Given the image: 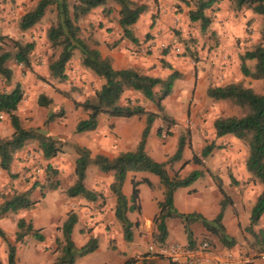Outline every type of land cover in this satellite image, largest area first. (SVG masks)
<instances>
[{
	"label": "rangeland",
	"instance_id": "rangeland-1",
	"mask_svg": "<svg viewBox=\"0 0 264 264\" xmlns=\"http://www.w3.org/2000/svg\"><path fill=\"white\" fill-rule=\"evenodd\" d=\"M27 1H30V4L34 6L38 0ZM74 1L69 0L70 3ZM132 1L148 7V11L140 17L134 26L139 43L132 46V50H127L134 58V68L150 76L165 77L170 73V70L162 68L160 64V61L163 60L162 57H165L164 60H169L172 68L182 74L181 79L174 83L171 95L162 102L164 114L175 122L170 129L172 135L165 136L166 132L163 131L162 137L156 136L150 153L158 161L166 163L170 177H174L176 172L181 178L186 177L194 170L203 172L202 179L200 178L201 180L188 192L195 196L193 203L197 201L196 194H202L199 195L198 205L203 200L207 202L217 200L215 194L220 198L216 187L217 182H220L225 193L234 199L232 205L228 206L229 212L224 221L230 234H233L237 240L234 252L244 254L250 259L249 263L242 264H264L262 258L264 254L251 249L252 238L245 230L249 223L252 202L257 194L264 191V185L254 183L245 170L246 146L231 136L221 141L215 140L221 149L214 151L206 158L202 166L190 162L180 169L182 163L191 160L193 154H199L206 143L214 141L212 124L216 118L241 114L240 108L228 101L214 102L207 98L201 84H205L206 89L209 86L241 82L256 93H264V81L244 78L239 69V57L242 54L259 43L264 47L261 18L248 19L245 15L246 11L235 13L231 10L229 3L223 12L217 9L208 12L212 18H215L214 28L216 30L212 31L210 26L208 31L202 35L199 25L189 22V9L184 4L178 6L174 2L171 3L170 0ZM18 2L21 3L18 4ZM24 4L25 0L0 1V14L5 13L9 16L10 21L6 22V27L11 28L6 34L0 27V36L35 43L36 47L31 55L33 71L29 72L21 66L10 63L12 70L15 71L14 82L7 84L0 79V91H9L16 82L21 83L25 97L17 112L21 118L22 126L36 128L42 134L51 135L58 142L57 145L61 146L62 152L56 158L45 161L37 149V142H28L25 149L15 158L11 174H0V204L5 197L10 198L14 192L22 193L28 188L35 187V184H44L47 165H51L58 171L61 185L55 191L42 192L39 186L34 188L36 207L33 210H20L17 213L8 214L4 219L6 226L16 224V221L21 217L26 220L31 219L34 227L40 229L45 236L47 243L44 246L47 249L50 241H54L58 237L61 239L60 227L65 221L67 213L72 210L79 217L76 228L80 239L85 238L93 229H98L97 235L100 238L101 247L99 251L90 256V264H119L132 258L141 260L144 256H148L156 264H170L167 259L156 257L148 251L150 245L155 247L159 245L153 237L145 234L152 230L151 224L142 229H140V223L136 229L133 225L132 241L124 240L121 223L112 219L115 198L109 191V185L112 182L110 173H102L93 165L88 168L85 186L87 189L101 194L102 198L98 201L93 203L82 198L72 199L66 196L67 188L72 186L75 181L74 167L77 159L75 145L89 144L91 147L93 146L91 137L76 134L74 131L76 123L84 116L81 109L76 108V104L90 98L100 82L91 72L82 71L79 67L80 54L78 51L74 52L72 60L67 65L68 79L65 82L50 79L54 85L51 84V81L40 79V74L43 73L47 62L53 60L58 54L57 51L50 48L45 38L46 30L55 21V13L53 10L47 12L36 27L22 34L18 30L17 23L20 20V15L25 11ZM107 6L112 9L106 19L111 26L110 30L113 31L118 7L112 2H108ZM101 10L98 8L92 12V16L89 17L90 22L82 21V37L84 39L88 38L93 31L92 23L97 24L95 21L97 16L103 14ZM219 13L225 15L218 18ZM1 18L0 24H5L6 17ZM223 37L224 39H222ZM165 51L168 52L165 53ZM248 63L253 64L252 62ZM204 75L206 78L203 77ZM38 82L46 85L47 88L43 89L51 91L54 95L53 103L46 107H41L37 103V97L41 91L36 90L35 86L39 84ZM55 88H58L57 90L60 92L63 91V94L58 91L53 92ZM127 95L133 97L132 99L126 97L127 99L136 102L139 99H136L134 95L141 96L138 93H128ZM145 105H147L145 108L148 109L153 106L156 111L153 103L146 102ZM50 114L58 116L45 124ZM7 120L6 115H0V137H8L10 134L7 129L9 124ZM101 120H103V116ZM155 123L159 127L162 125L160 120ZM102 125L106 128L105 124ZM103 127L101 128L103 129ZM187 132H189V136L186 139L183 159L180 162L169 163V158L176 150L179 136L186 135ZM109 135L111 134H105L103 130L98 132V136L105 139ZM133 176L135 179L149 177L154 182L155 186L141 185L139 187V204L143 207L144 215L157 212V202L163 200L161 196L159 197L160 194H163V189L158 178L148 173ZM176 194H183V190L178 189ZM188 197L191 198V196ZM189 212L196 211L193 208ZM132 213V218L137 215V212ZM138 218L137 220H139ZM261 226L264 227V222ZM237 229L239 232H236ZM190 230L192 231L193 246L207 242L212 251L217 254L230 251L223 248L217 238L211 236L200 223L190 225ZM104 240L106 244L110 245L108 248L102 247ZM38 244L32 237L27 239L25 251H29L38 261H47L46 256L37 252ZM175 244L181 245L180 243ZM57 250L60 251L59 248Z\"/></svg>",
	"mask_w": 264,
	"mask_h": 264
},
{
	"label": "trees",
	"instance_id": "trees-1",
	"mask_svg": "<svg viewBox=\"0 0 264 264\" xmlns=\"http://www.w3.org/2000/svg\"><path fill=\"white\" fill-rule=\"evenodd\" d=\"M176 5L184 4L188 9V20L190 23H197L199 31L204 35L213 22L208 12L215 11L216 5L221 0H174ZM108 2L118 7L116 23L120 31V40L109 44V47H116L121 41H127L132 46L138 45V38L134 32V26L140 17L148 11L144 4H138L132 0H39L36 5L26 12L19 20L18 28L21 32H27L36 27L49 11H54L55 21L45 32L46 40L51 49L58 52L57 56L48 64L49 76L58 82L67 80L66 68L72 60L74 52L80 54V65L96 76L101 85L95 91L91 99L76 104L81 108L87 118L80 120L75 126V133L93 132L97 129L100 116L109 118L143 117L144 128L141 132L137 147L132 152L120 153L117 157L109 159L104 155L91 156V152L82 146L75 145L77 159L74 167L75 181L66 190L68 198H82L88 202H96L102 198L101 194L86 188L85 180L89 166H95L102 173H110L112 182L109 191L115 198L114 217L123 228L124 240L129 242L133 239V224L128 214L140 213L139 196L141 185L152 186L148 178L131 179V194L127 198L122 188L129 173H148L158 178L163 189V200L158 203L159 211L153 218L155 231L152 237L159 244H164L168 235L166 222L169 219H178L184 225L187 239V246L192 247V231L190 225L200 223L201 226L211 235L217 238L218 242L225 249H232L236 244L235 238L226 233L223 224L225 209L232 205V199L225 193L220 182H217V190L221 196L219 212L211 221L205 219L200 213H179L174 205V194L178 189L190 187L203 176L200 170L190 172L186 177H179L176 172L170 177L166 169V163L157 162L146 152V143L150 131L157 120L162 125L157 129V136H171V125L175 122L164 114L162 102L171 95L174 83L180 80L182 74L174 70L168 62L161 60L162 68L170 70L165 77H155L144 74L135 68L116 70L111 64V59L102 57L97 50L91 35L84 39L82 28L79 23L90 15L94 10L101 8L105 16L110 15L112 9ZM231 10L235 13L249 11L261 18L262 34H264V0H229ZM33 41L27 42L14 40L0 36V79L10 84L13 79L11 64L21 66L32 72L31 55L35 50ZM130 50H132L130 48ZM168 51H165L167 53ZM191 56V54H189ZM192 57V56H191ZM239 69L244 78L255 81H264V47L261 43L255 45L251 50L246 51L239 57ZM248 62H252L250 65ZM44 80V78H40ZM58 91V90H56ZM60 92V91H58ZM138 93L145 100L152 102L156 112L147 111L143 107L132 104L125 96L128 93ZM63 94V92H60ZM66 95V94H65ZM206 96L214 102L228 101L239 107L241 114L238 116L218 117L213 121L215 139L231 136L242 142L247 148L245 159V170L251 180L256 184L264 185V93H256L253 89L245 87L241 82L228 83L222 86H209ZM24 99V92L20 83H15L9 91H0V113L8 117L13 130L8 138L0 137V169L8 175L11 174V167L17 153L25 148L28 142H37V149L43 160L50 161L56 158L62 148L51 136L42 134L36 128H24L21 119L17 114L18 106ZM124 101V102H123ZM37 103L46 107L52 100L44 95L38 97ZM57 114H50L45 124L52 121ZM165 125V126H164ZM186 135L179 136L174 154L169 158V163L180 162L183 159L186 147ZM221 149L215 141L206 143L199 154H193L191 160L182 163L181 168L188 163L202 166L203 161L208 158L214 150ZM179 171V170H178ZM45 183L35 184L22 193L14 192L10 198H4L0 205V219L7 213H17L20 210H30L35 207L37 200L32 197L33 189L37 186L43 191H55L60 185L58 171L47 165L45 168ZM264 216V191L261 192L249 213V223L246 232L251 236L250 247L252 250L264 254V228L261 220ZM78 214L72 210L67 213L65 221L60 227L61 239H56L60 250V256L52 264H74L77 258L93 253L97 249V239L91 237L88 242L77 248L72 240V232L78 223ZM40 229H35L30 220L20 218L17 221V232L14 241L11 242L0 229V238L7 244V263L16 264V245L23 242L25 238L32 237L42 242L44 236ZM156 264L148 256L141 260L132 258L125 264ZM171 264V263H170Z\"/></svg>",
	"mask_w": 264,
	"mask_h": 264
},
{
	"label": "crops",
	"instance_id": "crops-1",
	"mask_svg": "<svg viewBox=\"0 0 264 264\" xmlns=\"http://www.w3.org/2000/svg\"><path fill=\"white\" fill-rule=\"evenodd\" d=\"M0 1H3L4 2L5 0H0ZM170 1H171V3H173V2L176 3V1H174V0H170ZM20 3L21 2H18V4H20ZM36 3H35V5H36ZM228 5H229V0H221L219 2V4L216 5V8H217L218 11L221 10L223 12L224 10H226L225 8ZM34 6H32L30 4V1L25 0V4H24L25 11L20 15V18L26 12H28L29 10H31ZM91 14L88 15L82 21L85 22V23L90 22L89 17L92 16ZM223 15H225V14L219 13L217 17L220 18ZM245 15H246V17L248 19H256L257 17H259L257 15L252 14L249 11H246ZM1 17L2 18L6 17L5 18L6 19L5 20V24H3V23L0 24V27L4 30V33L7 34V32L11 30V28L6 27V22L8 23L10 21L9 16H7L4 13L2 15L0 14V18ZM106 18L107 17L104 14H101V16H99V17L97 16V18L95 20L97 24L92 23V26H91L94 29H93V31H91V34L90 35H91L92 39L95 42H97V45H96L97 50L101 53L102 57H105V58L108 57V58L111 59V64H112L113 68L116 69V70L127 69V68H134L135 67L134 58L130 55L129 51H127L128 49H130L132 47V45L129 42H127V41H121L116 47H113V48L109 47V44L113 43L114 41H119L120 40V31H119V27H118L117 23L114 26L115 27L114 30L111 31L110 30L111 29V26H110V24H108L109 21ZM82 21H80V23H79V25H80L81 28H82V24H81ZM98 21H99V23H98ZM214 22H215V18H213V22L210 25L212 31H215L216 30L214 28V25H215ZM18 23H19V21H18ZM18 30H19V28H18ZM31 30H29V31H31ZM24 33H26V32H22V34H24ZM12 39H14V38H12ZM222 39H224V37ZM14 40H19V39L17 38V39H14ZM162 58H163V60L165 59V57H162ZM40 61L42 62V60H40ZM165 61L169 63V60H165ZM49 62L50 61L47 62V65H46L45 69L43 70V73L40 74V77L41 78H44V79H46V81H49L50 82L51 81L50 80L51 78L49 76V71H48V64H49ZM32 67H33V63H32ZM79 67L82 69V71L90 72V71L86 70L85 68H83L81 65H79ZM66 75H67V73H66ZM14 77H15V71H13V79H12V82H14ZM203 77L206 78V75H204ZM67 79H68V76H67ZM98 81L100 82L99 79H98ZM16 83H19V82H16ZM38 83L39 84H36V86H35L36 87V90H41L40 93H39V95H38V97L40 95H44L47 98L51 99L52 100V103H53L54 95L52 94V92L51 91L48 92L45 89H43V88H47V86L44 85L43 83H41V82H38ZM51 84H54V82L51 81ZM100 85H101V82H100L97 90L99 89ZM201 85H202L201 86L202 89L204 88V93L206 94L207 87L205 89V84H201ZM56 87H58V86L56 85ZM57 89L58 88H55V90H53V92L56 91ZM131 93L132 92H130V94ZM93 96H94V94L90 98H87V99H91ZM24 97H25V95H24ZM38 97H37V100H38ZM125 97L131 98V99L133 98V97H129L128 95H126ZM134 97L136 99H139V101L137 100V102H136V101L131 100V103L132 104H137V105H139V106H141L143 108L147 107V105H145L146 102H150V101L145 100L141 96L134 95ZM21 103L19 104L18 109L20 108ZM150 103H152V102H150ZM154 107H155V105H154ZM78 109H81V108H78ZM145 110L156 112L155 109L153 108V106L152 107H149V109L148 108H145ZM81 111H82V109H81ZM17 114H18V112H17ZM0 115L4 116V114H1V113H0ZM102 116H103V120H101V117ZM102 116H100V118H99L98 127H97V129L95 131H93V132L79 133V134L87 135V137H91L93 139L92 142H91L92 145H93L92 147L89 144H83L82 147L87 148L91 152V156L92 157H94L96 155H104V156L108 157L109 159H113V158L117 157L120 153H123V152H132V151H134L136 149V147H137V144H138L139 139H140L141 132H142V130L144 128V121H145V119L143 117H132V118H129V119H124V118H109V117L104 116V115H102ZM85 118H87V115L84 113V116H83V118L81 120H83ZM7 121L9 123V119ZM102 124H105L106 125V128H105V126L103 127ZM111 126H112V128H111ZM101 127H103V129ZM158 128H159V126H157V124L154 123V125H153V127H152V129L150 131L149 137L147 139L146 152L155 161L161 162V161H158L157 159H155V157H153L152 154L150 153V150H151L152 145L154 143V138L157 136V129ZM7 129H8V132L10 133L8 135V137H10V135L13 132L10 123L8 124V128ZM101 129L103 131H105V134H111V135H109V137H107L106 139L104 137H99L98 136V132L99 131H102ZM46 136H51V135H46ZM8 137H1V138H8ZM226 137H228V136L215 139V136H213V140L214 141L215 140L221 141V140H223ZM23 150H21L20 152H22ZM214 151H217V150H214ZM19 153H17L16 157L18 156ZM0 174L1 175L2 174H5V172L0 169ZM133 175H136V174H132V173H129L128 174V176H127V178L125 180V183L123 185V188H122L123 194L127 198H129L130 197V194H131V179H132V177H134ZM145 178H148L151 181L152 185L155 186V184L151 180V178H149V177H145ZM201 179H202V177H201ZM201 179H198L190 187L182 189L183 190V194H176V192H175V194H174V205H175V208L177 209V211L179 213H185V214L192 213V212H189V211H191L194 208V210L197 213H200L205 219H207L208 221H211V220H213L215 218V216L219 212V202L221 200V197L219 198V196L217 194H215V196H217V200H215V201H211L210 200L211 202H207V201L203 200L201 202V204L198 205L197 202H198L199 195H202V194H196V198H197L196 200L197 201H194V203H193V197H195V196H193L192 194H188V192L190 191V189H192V187H194L196 185V183L198 181H200ZM28 189H26L25 191H27ZM258 195L259 194H257L255 196V199L252 202V205L254 204V202H255V200H256V198H257ZM160 196L163 199V194H160L159 197ZM188 196H191V198H189ZM32 197H33L34 200H36L34 198V194H32ZM157 200H158V198H157ZM232 201L234 202V199L233 198H232ZM159 202H161V201H159ZM159 202H157V203H159ZM2 203H3V201H2ZM36 205H35V207H36ZM33 209H30V210H33ZM157 209L159 211V208H157ZM228 209H229L228 207L225 209L224 218H223V224H224V221L226 220V217L228 215V212H229ZM158 211L157 212H151L149 214L144 215L143 207L140 204V213H137V215H134L133 218L131 217L133 215V213H129L130 215L128 214L129 215L128 218H129V220L133 224H135V229L137 228L138 223H140V229H142L144 227H147L149 224H151L152 227H153L152 230L151 231H148V233L146 232L145 234H148L149 237L150 236L152 237V234L155 231V228L153 226V218L158 213ZM8 214H10V213H7L6 215H4L0 219V229L4 232V234L6 235V237L11 242H13L14 241L15 233L17 232V221L20 218L16 221V224H13V225L9 224V225L6 226V224L4 222V219L6 218V216ZM112 216H113L112 219H115L114 212H113V215ZM137 217H139L138 218L139 220H137ZM30 221L32 222L31 219H30ZM179 221H178V219H169V220H167L166 225H167L168 235H167V238H166L165 243L171 242V243H180L181 245L187 244V239H186V234H185V230H184V225L182 224L181 221L180 222ZM262 222H264V216H263V218L261 220V225H262ZM32 224H33V222H32ZM76 226H77V224L75 225V227L73 229V232H72V240H73V242H74V244H75V246L77 248H80V247L84 246L91 237L96 238L97 241H98V243H97V249L93 253H90V254H88L86 256H83V257H80V258H77L76 261H75V263H74V264H90V262H89L90 256H92V254H94L97 251H99V249L101 247V245H100L101 243H100V240H99L100 238H98V235H97L98 229H93L88 235H86L85 238H81L80 239L79 238V233H78V230H77ZM224 226H225V229H226V233L229 236H231V237L234 238L235 236L233 234H230V231H229L228 227L225 224H224ZM34 228L35 229H38L36 227H34ZM236 232H239V230L237 229ZM169 237H170V239L168 240ZM29 238H31V237L25 238L23 242H20V243L15 244L16 245V264H52L60 256V251L57 250L58 246L54 244L56 239L54 241H50L49 242L50 244L48 246L49 248L45 249V246L44 245L47 242L45 241V238H44V240L42 242H39V241L36 240L39 243L38 246H36V250H37L38 253L43 254L44 257L46 256L47 261L46 260H44V262H42L41 260L38 261L37 259L33 258L34 255H32L31 253H29V251H25L26 242H27V239H29ZM58 239H60V238L58 237ZM109 246L110 245L109 244H106V242L104 240V243H102V247L103 248H108ZM235 247H236V245L232 249H229V250L232 251ZM7 251H8L7 244L0 238V264H8L7 263ZM233 251H235V250H233ZM119 264H125V262H120ZM137 264H140V261Z\"/></svg>",
	"mask_w": 264,
	"mask_h": 264
},
{
	"label": "built area",
	"instance_id": "built-area-1",
	"mask_svg": "<svg viewBox=\"0 0 264 264\" xmlns=\"http://www.w3.org/2000/svg\"><path fill=\"white\" fill-rule=\"evenodd\" d=\"M149 253L167 259L171 264H242L250 259L239 252L227 251L217 254L212 251L209 243L201 242L197 246L189 247L175 243H164L158 246L150 245ZM264 259V255H262Z\"/></svg>",
	"mask_w": 264,
	"mask_h": 264
}]
</instances>
